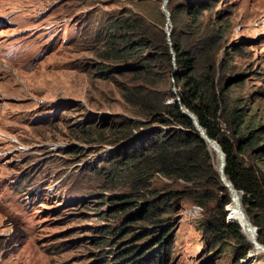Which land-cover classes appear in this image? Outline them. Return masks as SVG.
I'll return each instance as SVG.
<instances>
[{
    "label": "rangeland",
    "instance_id": "374dc122",
    "mask_svg": "<svg viewBox=\"0 0 264 264\" xmlns=\"http://www.w3.org/2000/svg\"><path fill=\"white\" fill-rule=\"evenodd\" d=\"M131 1L0 0V264H122V248L142 240L137 227L110 230L121 216L108 214L107 196L130 185L106 175L114 146L81 131L130 114L118 82L133 76L102 78L91 64L98 25ZM210 8L224 18V76L242 77L227 86L228 99L264 125V0H215ZM175 204L157 264H230V243L206 246L203 210L186 194ZM240 263L264 264V255Z\"/></svg>",
    "mask_w": 264,
    "mask_h": 264
},
{
    "label": "trees",
    "instance_id": "16d2710c",
    "mask_svg": "<svg viewBox=\"0 0 264 264\" xmlns=\"http://www.w3.org/2000/svg\"><path fill=\"white\" fill-rule=\"evenodd\" d=\"M214 1L166 0L168 35L161 0H132L131 7L98 25L93 70L102 78L124 72L133 76L132 82H118L130 114L102 117L98 124L81 128L90 142L114 146L106 175L130 185L107 196L108 214L121 216L110 230L124 235L137 227L134 236L142 239L122 248L116 257L122 264L159 262L169 237L166 223L180 194L203 210L201 229L210 237L208 249L230 243V264H241L248 254L264 255L253 249L250 228L255 227V238L264 245V125H253L244 107L228 99L227 86L242 77L224 76L228 53L219 51L224 18L221 9L211 10ZM177 16L182 19L177 21ZM181 106L222 151L224 177L239 194L228 192L222 183L217 146L210 143L215 163ZM156 175L159 183L152 186L150 179ZM179 180L178 189L174 184Z\"/></svg>",
    "mask_w": 264,
    "mask_h": 264
},
{
    "label": "water",
    "instance_id": "95a60500",
    "mask_svg": "<svg viewBox=\"0 0 264 264\" xmlns=\"http://www.w3.org/2000/svg\"><path fill=\"white\" fill-rule=\"evenodd\" d=\"M165 2H166V0H161L160 7H161V9L165 12V14H166V20H167V19H168V11H167V10L165 9V7H164ZM164 30H165L166 35H168V29H167V27H166V22H165V25H164ZM167 41H169V40H168V37H167ZM171 57H172V59H173V53H172ZM173 72H174V70L171 71V74H172ZM175 99L178 100V96H175ZM181 110L183 111L184 114H186L187 116H189V117L192 119V122H193V124H194L196 130L198 131V134H199L200 137L205 141L207 147H208V144L211 143V142H212V143L214 142V144H216V142H215L213 139L209 138V137L204 133L203 129L201 128V126H200V125L198 124V122L196 121V118H195V116H194V114H193L192 112H190V111L184 109L182 106H181ZM216 146H217V148H218V150H219V152H220V154H221V158H222L221 163H220V167L217 168L218 173H219V176H220V179H221L222 183L227 187L228 192H230L231 190L237 192V191H236V190H235V189L229 184V182H228V181L225 179V177H224V174H223L224 155H223L222 151L220 150V148L218 147L217 144H216ZM239 206H240V202H239ZM251 226H252L253 229H254V235H253V239L251 240V242H253V244H254L255 246H257L258 248H261V249L264 250V245L261 244V243H259V242L256 240V238H255V227H254L253 225H251ZM249 255H250V254H249ZM249 255H247V256H249Z\"/></svg>",
    "mask_w": 264,
    "mask_h": 264
},
{
    "label": "bare ground",
    "instance_id": "6f19581e",
    "mask_svg": "<svg viewBox=\"0 0 264 264\" xmlns=\"http://www.w3.org/2000/svg\"><path fill=\"white\" fill-rule=\"evenodd\" d=\"M212 143V142H211ZM214 143V142H213ZM216 145V144H215ZM208 148H209V150H210V143L208 144ZM211 151V150H210ZM231 191H233V190H231ZM230 191V192H231ZM233 192H235V191H233ZM235 193H237V194H239L238 192H235ZM237 212L238 213H240V214H242V211L237 207ZM245 217L247 218V216H246V214H245ZM235 221V220H234ZM247 225H248V223H247ZM250 228L251 229H253L252 228V226H250ZM254 231V230H253ZM252 244H253V242H251ZM253 249L255 250V249H259L260 251H262L263 253H264V250L263 249H261V248H258L257 246H255L254 244H253ZM248 257V256H247Z\"/></svg>",
    "mask_w": 264,
    "mask_h": 264
},
{
    "label": "built area",
    "instance_id": "2783aa9c",
    "mask_svg": "<svg viewBox=\"0 0 264 264\" xmlns=\"http://www.w3.org/2000/svg\"><path fill=\"white\" fill-rule=\"evenodd\" d=\"M169 51H170V49H169Z\"/></svg>",
    "mask_w": 264,
    "mask_h": 264
}]
</instances>
